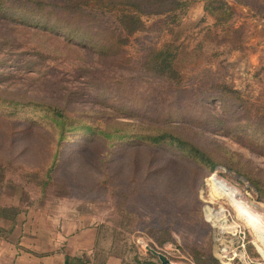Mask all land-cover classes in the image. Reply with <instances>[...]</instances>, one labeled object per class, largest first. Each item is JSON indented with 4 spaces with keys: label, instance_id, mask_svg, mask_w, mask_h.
<instances>
[{
    "label": "rangeland",
    "instance_id": "374dc122",
    "mask_svg": "<svg viewBox=\"0 0 264 264\" xmlns=\"http://www.w3.org/2000/svg\"><path fill=\"white\" fill-rule=\"evenodd\" d=\"M188 1L177 15L141 13L143 28L127 33L114 11L80 0H0V159L14 156L0 172V206L9 214L50 213L48 223L70 229L83 215L98 221L99 245L122 264H161L148 247L176 264H264L209 183L229 181L264 214V0ZM221 1L232 7L226 19L207 8ZM159 48L176 54L171 79L148 69ZM164 132L205 149L214 168L169 136L146 137ZM50 157L58 166L45 185Z\"/></svg>",
    "mask_w": 264,
    "mask_h": 264
},
{
    "label": "crops",
    "instance_id": "0c3cea01",
    "mask_svg": "<svg viewBox=\"0 0 264 264\" xmlns=\"http://www.w3.org/2000/svg\"><path fill=\"white\" fill-rule=\"evenodd\" d=\"M13 208L9 214L0 206V264H122L120 256L99 245L98 221L86 223L83 215L80 226L70 229L67 220L48 223L50 213L38 224L35 211Z\"/></svg>",
    "mask_w": 264,
    "mask_h": 264
},
{
    "label": "trees",
    "instance_id": "16d2710c",
    "mask_svg": "<svg viewBox=\"0 0 264 264\" xmlns=\"http://www.w3.org/2000/svg\"><path fill=\"white\" fill-rule=\"evenodd\" d=\"M80 2L86 7L90 9H106L114 11L117 15L118 21L122 28L121 30L126 31L127 33H133L141 28H143V20L141 18V13H148V12H161L158 10L168 11L174 13L175 15L178 14V10L180 9L183 11L190 3L188 0H80ZM35 6V5H34ZM58 6V5H56ZM60 6V5H59ZM65 6H60V8L64 9ZM208 10L215 12L219 19H226L233 14L232 7L225 1H221L220 5L215 7H210V4L207 5ZM31 12H42L45 10L43 7H33ZM79 16L85 14V12L81 9L79 12H76ZM90 13V12H89ZM111 42L114 45H118L120 40L119 37L111 36ZM176 54H172L169 51L159 48L153 58L152 62L148 59V69L158 77H162L165 79L173 78V75L178 73V70L175 67L176 64ZM244 106L246 109L248 107L251 108V105L244 101ZM258 108V109H257ZM255 108V113L261 111V108ZM250 112L251 110H248ZM253 111L251 114H255ZM251 118V117H250ZM259 123H255L259 126H262L261 121ZM60 123H64L61 119ZM101 130V129H100ZM103 134H106L107 131L105 129L101 130ZM110 136H114L115 133H108ZM169 136L172 142H176L177 144L184 146L183 148L191 155L194 154V158L198 161L204 163L206 166L210 168H214L216 161L213 157L205 151L202 147H198L195 144L190 143V141L183 139L181 137L175 136L171 133H158V134H151L147 135V138H150L154 141L159 140L163 137ZM13 146V143L10 144ZM5 161L0 159V172L5 174V172L10 168V166L14 165V156L4 157ZM51 161L47 162L41 167V173L46 178L43 184L50 183L54 178V172L57 169L58 161L55 158L50 157ZM35 169V168H34ZM146 264H153V263H146Z\"/></svg>",
    "mask_w": 264,
    "mask_h": 264
},
{
    "label": "bare ground",
    "instance_id": "6f19581e",
    "mask_svg": "<svg viewBox=\"0 0 264 264\" xmlns=\"http://www.w3.org/2000/svg\"><path fill=\"white\" fill-rule=\"evenodd\" d=\"M209 183L215 197H224L231 202L237 212V216L264 249V214L251 207L239 192L238 188L229 181L212 175L209 178ZM220 210L223 213L225 211L223 207Z\"/></svg>",
    "mask_w": 264,
    "mask_h": 264
},
{
    "label": "water",
    "instance_id": "95a60500",
    "mask_svg": "<svg viewBox=\"0 0 264 264\" xmlns=\"http://www.w3.org/2000/svg\"><path fill=\"white\" fill-rule=\"evenodd\" d=\"M151 252L155 255H157L161 261V264H176V263H173L172 260L164 253L152 248V247H148Z\"/></svg>",
    "mask_w": 264,
    "mask_h": 264
},
{
    "label": "built area",
    "instance_id": "2783aa9c",
    "mask_svg": "<svg viewBox=\"0 0 264 264\" xmlns=\"http://www.w3.org/2000/svg\"><path fill=\"white\" fill-rule=\"evenodd\" d=\"M146 245H147V243H146Z\"/></svg>",
    "mask_w": 264,
    "mask_h": 264
}]
</instances>
